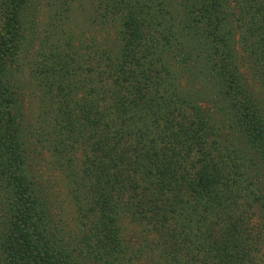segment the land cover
I'll return each instance as SVG.
<instances>
[{
	"label": "trees",
	"instance_id": "trees-1",
	"mask_svg": "<svg viewBox=\"0 0 264 264\" xmlns=\"http://www.w3.org/2000/svg\"><path fill=\"white\" fill-rule=\"evenodd\" d=\"M44 2L0 0V264H264V0Z\"/></svg>",
	"mask_w": 264,
	"mask_h": 264
},
{
	"label": "rangeland",
	"instance_id": "rangeland-1",
	"mask_svg": "<svg viewBox=\"0 0 264 264\" xmlns=\"http://www.w3.org/2000/svg\"><path fill=\"white\" fill-rule=\"evenodd\" d=\"M34 3L36 0H33ZM41 3H45L44 0H39V8L41 7L42 14L40 17L42 18L44 16V12L46 10L45 5H40ZM36 6V3H35ZM44 20V19H43ZM238 35V33H237ZM37 45V43H36ZM18 55V61L22 60V53L20 51L17 52ZM26 69V66H24ZM24 71V70H23ZM22 74V68L19 67L17 74ZM27 72L24 71L23 74H26ZM32 111V108H31ZM36 167L40 171L39 175H42V185H44V181L47 183L54 182V180L58 179V184L55 185L54 190L60 191V192H52L51 193V202H53L55 206V211L58 214H63L65 217L72 216L74 214V206L71 204L70 199L66 198V195L64 193V186L66 185V180L63 176V174L58 169H53L51 166L50 156L46 151H42L41 157L37 161ZM47 188V187H46Z\"/></svg>",
	"mask_w": 264,
	"mask_h": 264
}]
</instances>
